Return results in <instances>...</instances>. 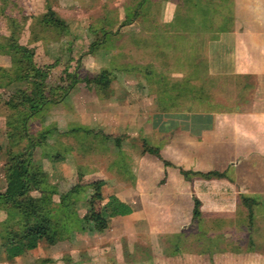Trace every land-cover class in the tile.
<instances>
[{
    "label": "crops",
    "instance_id": "obj_1",
    "mask_svg": "<svg viewBox=\"0 0 264 264\" xmlns=\"http://www.w3.org/2000/svg\"><path fill=\"white\" fill-rule=\"evenodd\" d=\"M88 1L91 4L87 7L91 8L86 11L95 6H112V0H93L94 4ZM158 1H162L161 12L155 8L153 15L146 18L133 16L127 24H123L122 13L113 5L103 10L102 17L93 20L86 19L89 15L82 17L72 33V53L77 54L78 63L81 59L86 69L94 70L95 65L101 67L100 59L108 57L109 64L102 66L106 67L102 70L110 72V96L100 92L101 99L97 97L96 89L77 82L83 84L87 99L91 94L97 103L93 108L95 124L87 121L81 125L90 132L105 128L104 135L115 140V144L125 141L117 152L120 156L114 158L111 167L108 164L112 174L105 180L107 190L111 191L108 195H116L128 203L132 212L111 217L107 230L93 239L84 238L79 242L80 246L72 250L69 248L74 240H68L63 247L65 254H62L66 257H53L54 262L44 264H264V217L255 219L257 214L264 215V201L260 199L264 198V0H242L235 4L242 7L241 13L233 14L232 24L231 15L218 19L227 26L215 32V41L213 18L210 19L212 38L208 52L212 54L213 47V56L210 55L208 61L213 73L257 77L255 100L249 107L213 111L167 108L173 101H185L175 98L182 88L177 87L182 85L179 81H183L172 67L176 64L180 70L186 67L180 66L179 62L169 66L163 62L165 55L171 53L173 39L188 35V30L181 28V23L176 30L170 28L175 20L184 21V9L177 8L180 0H145L143 5L145 7L148 2L149 6L155 7ZM203 3L208 8L213 6V0L199 2ZM177 13L182 15L177 18ZM156 17H161V28H152L147 22ZM95 22L99 25L90 32V26ZM92 43L94 47L90 51L88 48ZM98 49L100 54L97 55ZM197 52L201 54L199 50ZM149 65H163L167 80L170 76L175 81L167 83L165 93L160 94L152 87L154 82L147 78ZM195 66L196 61L192 69ZM171 70L174 73H169ZM171 92L176 93L165 106V98ZM187 95L190 96L188 101H195L194 91L188 90ZM82 112L91 117L85 107ZM141 138L148 140L150 145L141 143L140 148L131 149L129 144L139 142ZM146 147L158 148L161 157L175 166L192 171L225 172L226 175L211 179L191 176V181H187L177 168L164 166L155 155L143 152ZM192 195L201 201V215L209 214L227 221L218 224L205 218L209 227L205 229L211 232L194 238L193 246L197 248L184 253L181 247V251L176 252L173 247L179 242L172 236L180 228L179 223L184 221L182 215L192 212ZM241 196L256 200L252 218L242 204ZM210 241L212 243L207 247L206 243ZM79 247L82 250L78 254L75 251Z\"/></svg>",
    "mask_w": 264,
    "mask_h": 264
},
{
    "label": "rangeland",
    "instance_id": "obj_2",
    "mask_svg": "<svg viewBox=\"0 0 264 264\" xmlns=\"http://www.w3.org/2000/svg\"><path fill=\"white\" fill-rule=\"evenodd\" d=\"M82 1L84 0H74V2L73 0H0V42H6L10 33H13V36L19 34L20 38L23 42H25L28 38V35H26L28 27H32L35 32H42L40 27L41 24L39 23V16L46 11L47 7L53 8L62 18L67 20L69 25L67 32L60 36H54V33L51 30H45L44 34L46 37L43 38L44 40L41 38L35 43V61L39 64L53 63L56 66L55 70L57 69V72L54 70L55 72L51 74L52 78L49 77L46 79L45 84L47 87H52L56 84L65 85L68 83L67 81L61 82L57 79V75L62 69L66 68L72 71L76 68L77 77L81 80L86 77L88 73L90 75L98 73L102 69L106 68H103L102 66H107V64H109V62H107L108 57H105L101 58L99 61L101 67H95V65L94 70L86 69L84 67L85 64L83 65V62H81V59L78 63L77 54L72 53V33L79 26L80 19H83L82 17L89 15L86 18L87 20H93V18L97 16L102 17L103 15L101 13H104L106 8L109 9V7L112 8L113 5H116L113 6L114 9H119L120 13L123 15V19L125 20L124 17L130 18L133 16V10H131V8H135L139 0H114V2L112 0L110 1L112 6H109L108 4L105 8L95 6L88 11L86 10L91 7L87 6L91 3L88 0H85L84 2H86V7L84 8V2ZM91 1L92 4H94L93 0ZM196 1L200 3L202 1L204 2V0ZM196 1L195 3L197 6L194 8L199 11L204 10L207 13L206 18L208 20V24H206L204 28L199 23V18H202V14H198L194 19V24L188 28L185 21L175 20L170 28L176 30V26H180L179 23H181V27L183 26L185 30H188V35L173 39L174 42L171 45V51H169V53H171L165 55L166 59L163 63L166 66L171 65L173 62H179L180 66L181 64H184L186 67L184 70H180L178 68V64H172L175 65L172 67V70L179 73L178 75H180L179 77H181V81H184L188 76H192L193 72H195L190 65L193 59H195L196 65L198 66H200L201 63H204V66H206V68L203 69L204 72L202 68L196 69L198 71V75L195 77V82H204L205 91L199 94L195 101H188L190 96L188 95L183 97L182 92H180L179 89L177 95H175L176 92L168 93L164 104L165 106L168 105L171 98L175 95L176 99H179L180 97V99H184L185 101H173L167 108L173 107L212 111L213 109H245L255 100L253 98L257 88V77L249 74L236 75L231 74L230 72L213 73V69H211L208 61V59H210V55L213 56V47L211 48L212 54L208 52L209 41L211 40L210 38H212L210 36V31L212 30V22L210 19L213 18V41H215L217 40V38L214 37L215 32L219 31L220 28L227 26L224 21L220 22L218 19H221L224 15H231L232 24L234 19L233 14H240L242 10L241 6H235V4L237 5L238 3H241L242 0H213V6H210L209 8H207L208 6H205L204 3L201 5ZM161 2L162 1L156 2L155 7H150L148 2L145 4V7L141 9L140 7H137V9H139L136 10L137 15L134 16V18H145L153 15L152 10L155 8L161 12L163 8ZM151 3L152 2H150V4ZM180 9H184L182 12L184 15L186 13V9L179 7V10ZM182 14L177 13V18H179ZM114 16L118 17L117 14ZM160 18L161 17H156L154 18V21L147 19V22L152 28H161L162 22H160ZM97 25L99 24L95 22L94 25L90 26L89 31L92 32L93 30H96ZM198 50L201 54L197 52ZM96 54H100L99 49ZM103 55L105 56V53H103ZM11 56L12 52L9 54H0V65L5 67L11 65ZM90 63L91 62H88V64ZM148 68L149 72L147 78L150 82H154L152 87L159 91L158 93L162 94L164 87L168 86V82H175L170 79V76L168 79L169 81L167 80L168 74L165 72L163 65H159L157 67L149 65ZM172 70L169 71V73H174ZM208 79L209 81H206ZM78 83L70 88L68 92V95L70 94V96L67 95L68 97L66 96L67 98L62 99V102L59 101L55 104H47L37 115L28 118L25 124L26 133L29 136H32L34 141L44 139V144L41 145L39 142L32 151L30 169L37 174L44 175L43 178L48 189L53 188L57 192V194L52 197L51 211L58 215L65 209V211L69 212L71 223L75 219H79L89 208L86 198L89 197L91 193V188L88 186L91 181L95 179L104 180L105 183L102 186V194L105 197L109 196L108 194H111V191L107 190L108 188L106 187V184L108 182L105 180L108 179V174H112V171H108V167L109 165L111 167V162H113L114 158L119 155L117 152L120 150V144L122 145L125 143V141L120 140V144L116 145L115 140L104 138L103 131L106 130L105 128H102L99 132H77L71 134L70 129L82 128V122L89 121V123L91 122V124H95L94 120H96L94 117L95 114L93 113V108L97 107V103L95 102L96 99L95 97H91V94L89 95V99H87V95H85L86 92L83 89V84ZM35 84V81L32 79L19 81L17 84L13 83V86L11 85L12 88H8L6 92L19 87L33 88ZM6 92H3V90L0 89V94H6ZM95 93L97 97H100L101 99L103 98V95L97 90ZM84 107L87 111H89L91 115L90 118L84 116L85 113L83 114L82 112V110L84 111ZM5 115L6 110L0 108V144L2 145V149L0 150V191H3L5 187L4 171L5 162L8 159V145L12 142L10 149L13 150L12 153L16 154L22 153L28 145V139L21 136L23 134L21 129L12 125H6ZM82 129H86V126ZM66 132H68V134H65ZM10 135L13 139L12 141H8ZM143 139L144 138H141L139 142L136 141L134 144H129L130 148L136 146L140 148L141 143L144 144L143 146L150 145L147 143L148 140ZM90 145H92V147H90L91 149L89 148ZM140 151L141 150H139V152ZM132 152L130 156L133 158L134 155H132ZM130 156L127 155L128 158ZM59 157H62V159H59ZM110 170L112 169L110 168ZM72 189H74V192H71ZM32 194L36 195L37 191H33ZM60 194H70L64 202V207L60 202ZM260 199L264 201V198ZM104 203L105 200L97 201L96 209L104 210ZM167 216L169 217L168 214ZM191 216L192 212L191 214L182 215L184 221L179 223L180 228H178L177 233H174L172 236L174 241L177 243L179 242L178 246L173 247L176 252L183 249L182 252L185 253L187 250L197 248L193 246L194 238L198 239L204 237V235L207 236L211 232V230L205 229L209 228L204 222L205 218L218 224H225L227 221L225 218L215 219L213 215L209 214L201 215L195 220H193ZM262 216L264 217L263 214H257L255 216L256 218H254L256 220L263 219ZM6 218L7 212L4 209L0 210V231L4 228L3 221ZM212 219L214 220L212 221ZM255 219L254 221H256ZM228 221H230V219ZM71 226H73L74 230L71 235H69V238L61 240L51 247L46 242L42 241L35 249L29 250L22 256H17L12 262L6 260L5 258L3 245L7 244V241H4L0 236V264H30L32 260H34V262L31 264H38L42 259L41 257L51 258L53 260V257H57L58 259L65 258L66 256L62 255L65 254L63 247L64 243H67L69 239L74 240L72 243L73 246L70 245L69 248L72 250L76 246H80V243L84 238L88 237L89 239H93L98 236L97 232H91L81 228L80 223L75 222ZM118 233H120V231H118ZM127 236L128 235H126V237ZM162 236L166 238L168 235ZM184 241H186L185 245L183 244ZM211 243L212 241L207 242L206 246H210ZM81 250V247H79L75 252L79 254ZM63 263L65 262H62L61 264ZM39 264L44 263L40 261Z\"/></svg>",
    "mask_w": 264,
    "mask_h": 264
},
{
    "label": "trees",
    "instance_id": "obj_3",
    "mask_svg": "<svg viewBox=\"0 0 264 264\" xmlns=\"http://www.w3.org/2000/svg\"><path fill=\"white\" fill-rule=\"evenodd\" d=\"M144 1L145 0H139L137 6L131 8V10H133V16L137 15L136 10L139 9H137V7H140V9L144 7ZM177 2V8L183 7L186 9L184 21L187 24V28L194 24V19L198 14H202V18H199V23L205 28L206 24H208V20L206 18L207 13L204 10L199 11L194 8L197 4L193 0H180ZM183 4H185V6ZM131 21V17H125L123 24L130 23ZM39 23L41 24L40 27L42 32H35L32 27H28L26 34L28 38L25 42H23L19 34L13 36V33H10L6 42H0V54H9L12 52V64L6 67L0 65V89L6 92L8 88H12L11 85L13 83L17 84L19 81H26L29 79L34 80L36 83L33 88L19 87L7 91L6 94H0V108L6 110V125H12L21 129L23 132L21 136L28 139L26 149L19 154L12 153L13 150L10 149L12 142L8 145V159L5 162L4 171L5 187L3 191H0V210L4 209L7 212V218L3 221L4 228L0 231V236L4 241H7V244L3 245V252L6 260L11 262L15 260L17 256H22L29 250L35 249L42 241L46 242L48 245H54L61 240L69 238V235H71L74 230L71 225L75 222L80 223L81 228L87 231L100 233L108 228V221L111 217L124 216L132 212V207L128 203L120 200L116 195L103 196L102 186L105 182L102 179H95L88 184L91 188V193L89 197L86 198L89 205L88 210L79 219H75L71 223L69 212L65 211V209L58 215L51 211L52 197L56 195L57 192L53 188L48 189L43 178L44 175L37 174L30 169L32 151L39 142L43 145L44 139L34 141L32 136L26 133L25 124L28 118L37 115L42 108L49 103L55 104L59 101L62 102V99L67 98L66 96L70 88L80 81L84 82L89 89L99 90V92L103 93L106 97L110 96L112 91L110 87V72L108 70H101L94 75H86V77L79 80L76 74V68L72 71L66 68L62 69L57 75L59 81H67V84H56L52 87H47L45 84L46 79L51 77V74L57 69L55 70L56 66L53 63L39 64L35 61V43L41 38L43 39L46 37L44 34L45 30H51L54 36H60L68 31L69 25L67 20L62 18L59 13L51 7H47L46 11L39 16ZM181 28H183V26ZM93 46L94 43L89 46L90 51ZM194 61L195 59L190 63L191 66H193ZM199 68L203 70L206 66H204V63H201L200 66L196 65L195 68H193L195 72H193L192 76H188L182 83L179 82V84L182 85H175L179 88H183L180 89V92H185L182 93L183 97L188 96L187 93L189 90L191 92L194 91L192 97L197 99V96L205 91L204 82H195V77L198 75L196 69ZM206 81H209V79ZM164 89L166 90L167 88L164 87ZM162 93L165 92L162 91ZM68 132L65 134H68ZM70 132L71 134L77 132L92 133L82 128H73L70 129ZM104 138L107 139L105 135ZM12 140L10 135L8 141ZM90 147H92V145H90L89 148ZM1 149L2 145L0 144V150ZM143 152L155 155L163 162L164 166H173L177 168L182 177L187 181H191V176L211 179L224 178L226 175L225 172L213 170L206 172L192 171L175 166L163 159L156 147H146ZM59 159H62V157H59ZM73 190L74 189H72L71 192ZM33 191H37V194L33 195ZM69 195L70 194H60V202L63 204V207ZM192 198V219L195 220L201 216V201L195 195H192ZM103 200H105L103 205L104 210L96 209V202ZM241 202L248 208L249 216L252 217V206L256 203V200L254 198L241 196ZM52 260L51 258H42L40 261L45 263L51 262Z\"/></svg>",
    "mask_w": 264,
    "mask_h": 264
}]
</instances>
